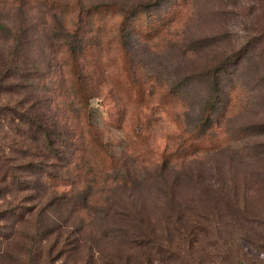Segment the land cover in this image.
<instances>
[{"label": "trees", "instance_id": "obj_1", "mask_svg": "<svg viewBox=\"0 0 264 264\" xmlns=\"http://www.w3.org/2000/svg\"><path fill=\"white\" fill-rule=\"evenodd\" d=\"M38 1L42 4V0ZM176 1L180 5L170 8L169 15L172 17L167 21L169 30L180 27L187 18L188 8L197 6L196 0ZM23 2L12 0L10 5L22 6ZM54 2L42 4L43 13L48 17L46 31L53 32L56 37L54 39L51 34V43L53 40L52 44H55L53 47L59 45L64 48V63L72 78L70 91H73L75 100L61 105L66 113L64 119L59 123L55 118H49L42 110V97L24 91L29 84L10 85L5 83L7 79L0 80V96L5 92L26 95L19 105L0 104V116L8 118L9 127L20 139L22 149L31 144L41 151V155L35 153V156L42 158L43 148L45 159L50 157L53 163L51 166V163L41 160L15 165L0 147V183H7V187L17 185L23 191L35 192V195L25 199L29 206L0 211L3 219L16 216L18 211L20 220L32 218L31 232L26 233L32 245L29 248V245H24L25 251H33L37 247L39 251H48V260L74 261V264H87V259L94 260L96 257L102 259L98 243L108 233L95 229L98 224L110 219L113 211L118 212L116 203L112 202L116 191H121L123 196L131 200L136 197L135 191L139 184L147 180L145 176L149 177V172L157 167H183L199 157L228 154L231 159L256 166L251 183L252 192L248 187L249 194L243 200L238 189L232 187L228 191L222 186L223 191L217 203L210 207L203 224L196 231L184 228L180 229V233L183 239L193 234L203 235L206 249L213 252L214 261L217 260L218 264H264V261L253 260L240 253V241L264 252V0H260V9L253 13L250 27L240 46L218 59L213 68L189 76L192 82L201 79L206 82V94L200 103L198 122L192 128L184 125L176 111L177 103L183 102L185 93L171 89L167 94L156 96L155 92H149L145 86L148 81L139 76L131 61L126 36L131 32L130 25L138 23L141 15L148 14V5L137 4L129 11L117 4L93 6L78 11L77 18L71 22L64 17L68 6L59 2L56 6ZM105 10L113 11L114 15L123 20L117 29L116 38L119 54H123L122 75L128 87L136 91L133 96H128L129 101L138 105L139 111L136 113L141 112L143 109H140L145 105H151L146 108L150 114L143 111L136 116L133 113L134 117L131 116L129 120L134 118V122H130L128 117L131 113L127 109L129 103L121 95L117 97L126 104L123 110L116 109L110 124L117 130L126 131L120 151L112 147L102 123L96 119V111L91 108L92 99L99 97L106 79L100 65L91 64V55L92 60H87L91 52L88 43L93 41L100 47L103 40L100 33L89 36L92 33L90 26L94 16L101 15ZM192 14L195 17L197 11L193 10ZM129 18H132V24L127 22ZM167 24L158 20L155 25L138 27V35L147 41L154 40L164 31L166 34ZM3 29L7 33L8 30ZM20 34L25 35V30L18 32L15 41L21 40ZM21 46L22 43L9 46L12 60L6 69V77L16 79L26 74V79H30L32 76L33 72L29 68L26 72L24 64L27 62L20 63ZM67 92L59 91L53 95L57 100L66 99ZM155 101L159 103L156 107L153 105ZM157 112L171 117L166 119L174 125L168 131L169 138L165 137L166 145L162 157L156 163L158 165L139 154V149L133 148L137 146L136 140L147 143L148 137L153 136L150 126L161 120ZM255 112L258 114L253 122L231 127L237 118L242 119ZM120 219L122 225L115 228L114 232L125 233L122 236L126 244L131 248L150 246V236L153 235L145 229L140 231L136 213L130 209ZM93 231L96 235L92 234ZM230 232L236 233L235 237L230 236ZM193 242L195 240L185 244L184 250L178 247L173 251L159 252L169 254V264H202L197 252L192 251L195 243H190ZM56 248L58 253L53 257L52 251ZM81 252H85L83 257L78 256ZM141 259V264H154L151 257Z\"/></svg>", "mask_w": 264, "mask_h": 264}, {"label": "rangeland", "instance_id": "obj_2", "mask_svg": "<svg viewBox=\"0 0 264 264\" xmlns=\"http://www.w3.org/2000/svg\"><path fill=\"white\" fill-rule=\"evenodd\" d=\"M11 1L0 0V80L7 79L5 83L10 85L27 86L29 84L24 91L41 96L43 112L59 123L66 115L61 105L75 101L74 93L70 91L72 78L64 63V48L59 45L53 47L55 44H52L53 40L51 43V34L54 39L56 37L53 32L46 31L48 17L43 13L42 4L57 1L67 5L68 8H65L66 13L63 15L66 21L71 22L77 18L78 11L93 6L117 4L129 11L137 4L148 5V14L141 15L138 23L130 25L131 32L126 36L131 61L139 76L148 81L145 86L149 92H155L156 96L167 94L171 89L185 93V96L182 94L183 102L177 103L176 111L184 125L189 128L194 127L198 122L200 103L206 94L205 80L192 82L189 76L213 68L218 59L238 48L250 27L253 13L261 7L260 0H196L197 6L188 8L187 18L181 26L169 30L167 21L172 17L169 15L170 8L180 5L176 0H42V4L38 0H24L22 6L10 5ZM57 2H54L56 6L59 5ZM193 10L197 11L195 17L192 14ZM158 20L167 24L165 27L167 35L164 31L151 41L142 39L138 35L140 30L138 27L155 25ZM122 21L111 10L95 15L90 26L92 33L89 36L93 37L100 33L103 40L100 47H97L96 42H89L91 52L87 55V60H92L91 57H93L92 65H100V68L104 70L106 83L101 86L99 97L92 99L91 108L96 111V119L102 123L106 138L116 151L122 149L121 143L123 145L126 131L122 132L110 126L111 117L115 116L116 109L125 108V102L130 105L129 108L127 107L131 113L128 120L131 116L134 117L133 113L139 111L138 105L130 102L128 97L133 96L136 91L128 87L121 70L123 54H119L116 32ZM127 22L132 24V18H129ZM69 26L71 27L72 24ZM3 28L9 32H4ZM24 30L25 35L20 34L21 40L15 41L18 32ZM19 43H22L20 63L27 62L24 64L26 72L28 68L33 72L30 79H26V74L17 76L16 79L11 76L6 77V69L12 60L9 46ZM59 91L64 93L68 91L67 98L57 100L53 94ZM120 95L125 102L119 101L117 97H121ZM25 98V94L13 95L5 92L0 96V104L19 105ZM158 104L157 101L153 103L154 107ZM56 106L59 108L57 109ZM148 106L151 105H145L140 109L143 110L135 115H141L143 111L150 114L148 109L146 110ZM260 112L263 114V111L260 110ZM257 114L258 112L249 113L242 119L237 118L232 122L231 127L236 128L238 125L253 122ZM157 115L161 117V120L150 126L153 136L147 139L149 145L138 139L135 141L137 146H133L134 149H139V154L155 164L162 157L166 145L165 137L169 138L168 131L174 126L166 119L171 117L163 112H157ZM129 121L134 122V118ZM8 123V118L1 115L0 147L6 156H10V159L14 161L13 164L20 165L29 161L42 160L53 166L50 157L45 159L46 153L43 148L42 158L35 156V153L41 155V151L31 144H27L29 148L22 149L20 139L11 131ZM131 139L135 140L134 137ZM155 141L156 145H154ZM255 171L256 166L231 159L228 154L199 157L183 167L168 169L157 167L151 170L149 177L145 176L147 180L140 183L135 191L136 197L128 200L121 191L114 193L112 202L116 203L118 212L113 211L111 218L98 224V228L95 229L98 232L103 230V233H108L104 235V240L98 243L102 251V259L98 257L94 260L87 259V264H141L143 262L141 258L147 257H151L154 264H169L167 262L169 254L159 251H173L178 247L183 249V246L191 240H195L190 243V245L195 243L192 251L197 252L202 264H218L217 260L214 261L213 252L206 249L207 243L203 235L193 234L183 239L180 229L188 228L193 232L203 224L210 207L217 203L219 194L221 190L223 191L222 186H225L228 191L232 187L238 189L240 197H243V200L247 199L249 194L247 188L249 187L252 192L251 183ZM23 177L26 178L25 175ZM6 184L0 183V211L29 206L25 199L35 195V192L23 191V188L17 185L7 187ZM130 209L137 214L140 231L145 229L153 235L150 236L151 244L148 248H131L124 241L122 235L125 233L114 232L115 228H120L122 225L120 217L123 218L124 212ZM102 210L106 212L105 209L102 208ZM15 215L6 219L0 216V264H47V261H51V264H74V261L48 260L46 257L48 251H39L37 247L33 251H25L24 245H29L28 248L32 245L29 244L30 238L28 239L26 235L31 232L30 219L32 218L27 221L25 218L20 220L19 211ZM92 234L96 235V232L93 231ZM235 235L236 233L230 232V236L235 237ZM240 244L242 256L264 261L263 251L242 241ZM45 249L47 250V247ZM57 250L58 248L52 251L53 257L57 255ZM132 251L137 253L134 254ZM140 251H146V253ZM84 254L85 252H81L78 256L83 257Z\"/></svg>", "mask_w": 264, "mask_h": 264}]
</instances>
